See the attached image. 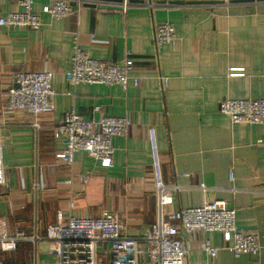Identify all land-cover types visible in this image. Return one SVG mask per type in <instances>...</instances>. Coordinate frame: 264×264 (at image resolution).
Listing matches in <instances>:
<instances>
[{"label":"crops","instance_id":"crops-1","mask_svg":"<svg viewBox=\"0 0 264 264\" xmlns=\"http://www.w3.org/2000/svg\"><path fill=\"white\" fill-rule=\"evenodd\" d=\"M50 1L33 0L32 10L41 22L37 29L0 27L5 180L0 216L8 231L30 236L35 230L42 236L57 211L64 219L96 218L107 211L121 224L123 235L141 237L155 221L146 138L150 127L162 183L177 187L170 191L172 210L220 200L235 209L237 228L257 234V254L235 260L222 248L218 233L181 236L187 248L184 263L264 264V125L231 124L217 110L224 98H264V2L222 8L217 0H126L123 10H109L98 6L113 7L122 0H83L78 8L72 4V14L53 19L40 12ZM15 10L16 0H0V17ZM159 23L172 26V45L154 46L152 31ZM74 40L97 60L118 62L128 53L138 85L67 84L63 73ZM42 70L52 72V112L3 115L15 74ZM230 72L236 76H228ZM67 110L91 121L129 118L126 135L111 140L110 167L102 168L82 152L73 154L70 165L54 160L61 146L52 132ZM203 239L218 248L214 259L198 248ZM42 254L38 249L37 256ZM9 257L0 254V261ZM21 264H33L32 250Z\"/></svg>","mask_w":264,"mask_h":264},{"label":"built area","instance_id":"built-area-1","mask_svg":"<svg viewBox=\"0 0 264 264\" xmlns=\"http://www.w3.org/2000/svg\"><path fill=\"white\" fill-rule=\"evenodd\" d=\"M259 2L264 0H217V4L222 8L233 4ZM70 3L78 8L84 2L51 0L40 12L53 19H63L75 11ZM16 4L18 10L0 17V27L37 29L41 22L38 14L32 10L33 0H16ZM116 5L123 10L127 2L122 0ZM152 39L155 47L172 45L175 41L172 26L169 23L156 24ZM132 70L133 64L128 53L118 62L97 60L83 52L78 41L74 40L70 65L63 73V78L71 86L104 84L125 88L130 84L136 87L139 79L132 74ZM228 76L236 75L230 72ZM51 80L52 72L48 70L15 74L6 90L3 115L17 111L32 116L52 112V98L55 92ZM217 110L227 116L231 124L264 125V98H224L218 102ZM92 111L97 112L98 108L94 107ZM129 126L130 120L127 117L101 116L97 121H91L81 118L72 110H67L52 132V137L58 140L61 146L54 152L53 158L60 164L70 165L73 154L82 152L96 160L102 168H108L111 166L113 152L111 140L117 136H125ZM2 127L0 121V130ZM32 127L37 129L36 124ZM146 138L152 175L151 186L155 195V221L141 237L123 235L121 224L107 211H102L96 218L69 215L65 219L61 212L57 211L54 222L45 227L42 236H38L35 230L30 236L20 231L9 232L5 218L0 216V254L13 251L17 243H29L33 264H37L38 249L41 244L46 243L48 248L45 254L53 256L55 264H97V254L100 250L106 252V264H137L138 250L143 254L146 264H185L187 248L181 236L199 232L220 234L222 248L227 250L234 260L242 254L255 256L259 250L256 232L237 228L235 209L225 202L204 201L198 207L172 210L170 191L177 187L162 183L160 158L153 128L146 129ZM81 179L86 181V177ZM228 180L232 181L231 173ZM4 183L0 141V186ZM199 188L204 189L201 185ZM69 207L71 208L72 204H69ZM198 248L210 259H214L218 251L207 239L201 240Z\"/></svg>","mask_w":264,"mask_h":264},{"label":"trees","instance_id":"trees-1","mask_svg":"<svg viewBox=\"0 0 264 264\" xmlns=\"http://www.w3.org/2000/svg\"><path fill=\"white\" fill-rule=\"evenodd\" d=\"M44 232L45 228L41 235H43ZM8 254H10V257L2 259V264H21L27 255L31 257V245L28 243H17L15 249L8 252Z\"/></svg>","mask_w":264,"mask_h":264},{"label":"rangeland","instance_id":"rangeland-1","mask_svg":"<svg viewBox=\"0 0 264 264\" xmlns=\"http://www.w3.org/2000/svg\"><path fill=\"white\" fill-rule=\"evenodd\" d=\"M107 256L105 251H99L97 254V264H106ZM37 264H55V258L48 254L37 256ZM137 264H146L143 261V254L140 250L137 251Z\"/></svg>","mask_w":264,"mask_h":264},{"label":"water","instance_id":"water-1","mask_svg":"<svg viewBox=\"0 0 264 264\" xmlns=\"http://www.w3.org/2000/svg\"><path fill=\"white\" fill-rule=\"evenodd\" d=\"M117 2H120L119 0ZM193 3H196L197 2H193ZM176 5H180L181 2H178V3H174ZM70 5L72 6V3H70ZM85 6V5H84ZM87 6H91V7H94V5H87ZM100 9H109V10H120V7L119 6H113V7H110V6H104L102 4H99L98 6ZM47 244L46 243H43L41 244L40 248H39V252L40 253H47Z\"/></svg>","mask_w":264,"mask_h":264}]
</instances>
